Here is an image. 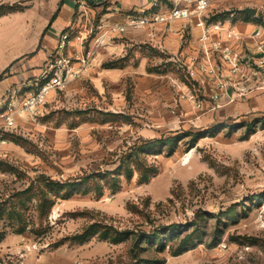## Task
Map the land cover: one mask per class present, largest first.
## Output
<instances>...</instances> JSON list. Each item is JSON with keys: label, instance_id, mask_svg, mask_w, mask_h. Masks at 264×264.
<instances>
[{"label": "rangeland", "instance_id": "1", "mask_svg": "<svg viewBox=\"0 0 264 264\" xmlns=\"http://www.w3.org/2000/svg\"><path fill=\"white\" fill-rule=\"evenodd\" d=\"M85 1L87 29L66 28L72 44L65 55L72 56L73 70L65 87L4 131L9 141L0 148V207L17 192L44 187L47 178L72 182L113 171L143 141L171 139L175 151L163 142L161 153L144 154L157 167L147 182L135 174L130 181L122 177L118 191L57 198L41 225L36 198L18 205L27 226L18 232L0 218V264H264V92L256 90L252 70L242 76L222 57H172V50L162 52L138 32L112 36L83 63L75 56L87 52L103 19L109 24L141 8V0L128 1L126 11L116 10L112 0ZM144 1L150 7L151 0ZM58 2L0 0V74ZM263 3L213 0L206 19L234 12L235 19L259 23L242 9L260 11ZM15 11L25 13L18 18ZM58 15V23H66L67 11ZM80 15L74 7L71 21ZM24 19L33 29L20 36ZM158 26L168 27L158 24L153 34ZM189 30L182 28V41ZM80 32L83 42L76 39ZM20 95L21 104L26 93ZM92 222L133 234L119 243L98 236L69 240ZM187 236L196 244L175 255Z\"/></svg>", "mask_w": 264, "mask_h": 264}, {"label": "built area", "instance_id": "2", "mask_svg": "<svg viewBox=\"0 0 264 264\" xmlns=\"http://www.w3.org/2000/svg\"><path fill=\"white\" fill-rule=\"evenodd\" d=\"M172 1L173 5H169L164 0H151L150 7H141L128 13L126 11L120 20L104 25L106 28L102 32L100 29L103 25H98V37L92 39L93 42L85 54L80 52L75 57H83L82 62L86 63L85 57H92L103 45L105 38L110 39L112 36L126 34L130 28L152 30L158 24L169 27L178 20L195 17L197 25L201 27V35L198 39L199 50L196 57H207L209 62L210 57H222L232 67L231 71L239 72L242 76L245 75L244 69L250 68L254 80L257 81L256 90L264 92V13H261L264 11V3L260 6L261 10L258 9L253 15L254 18L261 20L256 23L257 28L245 34L239 28V25L244 23L235 19L234 12L228 16H219L212 21L206 19L210 17L213 0ZM74 5L81 15L78 21H71L68 30L76 28L86 30L89 20L88 17L85 20L83 17L88 14V5L85 0H74ZM68 30L59 35L57 52L49 55L53 57L52 61L49 60L47 63L48 60H46L44 69L33 84V89L26 93L25 100L20 104V97H22L20 93L23 92L21 87L7 90L0 99V148L9 141L4 131L17 126L19 116L41 107L47 101L49 93L57 88L65 87L68 77L72 75L73 65L71 59L68 58L72 56L65 55L66 48L72 44L71 33ZM81 33L76 39L83 42L85 36ZM212 70L213 66L209 64L208 71Z\"/></svg>", "mask_w": 264, "mask_h": 264}, {"label": "trees", "instance_id": "3", "mask_svg": "<svg viewBox=\"0 0 264 264\" xmlns=\"http://www.w3.org/2000/svg\"><path fill=\"white\" fill-rule=\"evenodd\" d=\"M64 3V0H60L58 3V8L51 17V20L47 27L45 28L41 40L44 36V33L48 31L52 22L58 16L61 7ZM13 12V11H12ZM0 14V16L4 15ZM245 18H249V15L245 14ZM34 52L25 54L22 57L32 55ZM14 60L9 66H7L2 73L0 74V80L9 72L10 67L14 64ZM171 139L165 140H155V141H143L139 145H134L130 150V153L120 160V164L113 171H107L103 174L101 173H91L88 176L82 177L79 180L75 181H57L51 178L44 180V187L40 186H31L21 192H17L12 195V201L3 203L0 207V218H5L9 222H12L16 226L18 232H22L27 226L26 219L24 214L18 209L26 207L27 203L30 202L33 198H36L38 203L36 204V211L38 213L37 220L40 225L43 223L44 217L48 215L55 203L57 198L66 199L75 194H88L91 191H94L96 195H102L104 188L108 187L112 191H118L121 187V179L124 177L126 180L130 181L133 179L136 174L138 177L139 183L147 182L153 175L157 173V167L153 164L148 163L144 154L152 153L159 154L161 153V144L165 142L169 146V152L173 153L175 151V145ZM17 201H16V200ZM15 201V202H14ZM133 234L130 230H117L111 225L102 224L101 222H92L89 225L85 226L80 232L74 234L72 237H69L70 241L73 242H84L90 237L98 236L103 240H109L112 243H119L127 240ZM157 234V233H156ZM2 232L0 231V240L2 239ZM158 235H155L156 237ZM146 238V237H145ZM187 236L185 239L181 240L176 249L173 250L175 255H178L185 250L191 248L195 245V241L188 239Z\"/></svg>", "mask_w": 264, "mask_h": 264}, {"label": "crops", "instance_id": "4", "mask_svg": "<svg viewBox=\"0 0 264 264\" xmlns=\"http://www.w3.org/2000/svg\"><path fill=\"white\" fill-rule=\"evenodd\" d=\"M60 1V0H59ZM130 0H112V2H118L115 3L113 6L116 10L126 11L130 7L128 3ZM128 2V3H127ZM59 3V2H58ZM146 1L141 0L137 4V7L134 6V8H140L145 7ZM74 4L73 0H64V3L61 7V9H64V11H67L68 20H66V23H58V16L56 19L52 22L50 28L48 31L44 33V36L41 40L42 34L47 27V21L51 20L52 15L54 14V11L49 12V18L46 22L43 23L42 28L32 30V34L30 36L31 41L29 45L17 52L11 55L10 57H22L25 54H29L31 52H34V54L30 56H25V58L17 61L14 63V65L9 69V72L4 75V77L0 80V99L3 98L5 92L9 89L13 88H19L21 87L25 93L31 91L33 87H31V80L36 81L40 73L45 67V62L47 60V57H49L50 54L56 53L57 44L59 35L66 30L71 24V19L74 12ZM132 7V6H131ZM24 11H18L14 12L12 14L15 15V17L22 18V14H24ZM117 13H113L112 15L115 16ZM110 15V14H106ZM117 19V18H116ZM103 22L100 23L102 26V29L100 31H104L106 27L104 25H107L105 19L102 20ZM50 22V21H49ZM244 24H240L239 28L240 30L247 34L250 31V28H257V25L253 21H245ZM23 26V27H22ZM30 26L31 29L33 27L31 25H28V21L25 19L22 21V25L20 24L18 27L19 29V35L21 36L22 33L26 28ZM182 26H189L190 28V36H188L185 40H181V32H182ZM150 30V32L148 31ZM153 30L149 28L141 29L140 31H128L126 33L129 34V32H138L140 35L146 36V38L150 39L152 44L158 47L162 52L165 50H172L173 56L172 57H196L197 56V46L199 45L198 37L201 35V27L197 25V19L195 17H192L190 19H184V20H178L175 23H173L169 27L164 26H158L155 28V33H152ZM100 32V33H101ZM125 35V34H124ZM27 35L24 37L26 38ZM109 40L107 38L104 39L102 46L109 45ZM124 45V44H123ZM180 47H182V50H180ZM32 49L31 51H28L27 49ZM15 59V60H16ZM35 83V82H34ZM30 88H27L29 87Z\"/></svg>", "mask_w": 264, "mask_h": 264}, {"label": "water", "instance_id": "5", "mask_svg": "<svg viewBox=\"0 0 264 264\" xmlns=\"http://www.w3.org/2000/svg\"><path fill=\"white\" fill-rule=\"evenodd\" d=\"M242 11L249 15H255L257 12L256 8L253 7H245L244 9H242Z\"/></svg>", "mask_w": 264, "mask_h": 264}]
</instances>
